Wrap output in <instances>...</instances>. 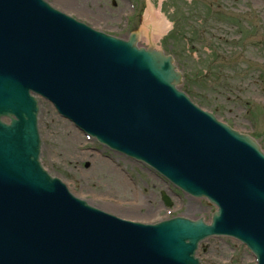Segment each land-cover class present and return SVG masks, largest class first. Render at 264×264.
<instances>
[{"label":"water","instance_id":"1","mask_svg":"<svg viewBox=\"0 0 264 264\" xmlns=\"http://www.w3.org/2000/svg\"><path fill=\"white\" fill-rule=\"evenodd\" d=\"M138 41L96 32L44 0H0V264H200L199 244L215 235L238 239L264 264L259 144L196 106L179 89L174 58ZM33 94L112 150L208 198L219 208L213 223L145 225L73 196L41 165Z\"/></svg>","mask_w":264,"mask_h":264},{"label":"rangeland","instance_id":"2","mask_svg":"<svg viewBox=\"0 0 264 264\" xmlns=\"http://www.w3.org/2000/svg\"><path fill=\"white\" fill-rule=\"evenodd\" d=\"M161 1L165 3L162 15H156L158 22L171 27H165L156 44L176 58L185 76L182 89L220 121L255 138L264 151V0ZM112 3L103 1L101 6L107 7L113 27L126 6ZM146 5L143 0L137 32L143 27ZM155 7L159 13L160 7ZM150 27L158 33L155 24ZM40 132L45 168L63 177L73 194L120 218L156 223L174 216L210 220L216 209L204 199L184 195L146 165L87 140L45 101ZM118 175L128 185L125 192ZM163 193L172 207L165 206ZM198 252L201 264H256L242 244L229 238H211Z\"/></svg>","mask_w":264,"mask_h":264},{"label":"flooded vegetation","instance_id":"3","mask_svg":"<svg viewBox=\"0 0 264 264\" xmlns=\"http://www.w3.org/2000/svg\"><path fill=\"white\" fill-rule=\"evenodd\" d=\"M53 4L62 3L61 7L69 8L67 13L71 14L78 20L87 23L88 25L103 30L107 33L115 34L121 37L129 36L135 30V24L141 18V8L143 0H113V3L116 4L118 1L124 4L126 7L119 13L117 16V21L112 27L108 21V14L106 6H101L103 1H108L112 3V0H49ZM139 1L140 3H137ZM97 3V4H95ZM112 3V4H113ZM95 7L93 8V6ZM131 8V11H134V15L127 16L128 8ZM136 8V11L134 10ZM109 12L110 9L108 8ZM125 21V24L122 25V22ZM120 26L122 28H120ZM116 30V31H115Z\"/></svg>","mask_w":264,"mask_h":264},{"label":"bare ground","instance_id":"4","mask_svg":"<svg viewBox=\"0 0 264 264\" xmlns=\"http://www.w3.org/2000/svg\"><path fill=\"white\" fill-rule=\"evenodd\" d=\"M148 7H149L147 10L148 14H146L145 16V19L143 21L144 25L142 28V32H140L139 36H140V40L147 44H149V41L151 43H157L160 40V38L163 36L165 32V27L169 28L170 24H167V22H165L164 20L158 22L159 18L156 16L155 10L150 5H148ZM155 21H157V23H154ZM154 24L157 28H159L158 30L156 29L158 33H155L153 29L150 27V26H154ZM74 138H77L75 134H74ZM85 154H90V153L85 152ZM118 180L120 181L122 190H124V192L128 190L127 188L128 185L123 182L122 175H118Z\"/></svg>","mask_w":264,"mask_h":264}]
</instances>
